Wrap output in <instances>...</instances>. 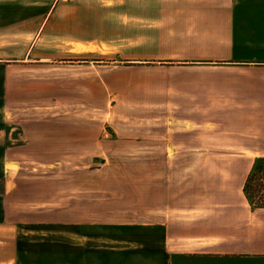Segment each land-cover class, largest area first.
<instances>
[{
  "label": "crops",
  "instance_id": "1",
  "mask_svg": "<svg viewBox=\"0 0 264 264\" xmlns=\"http://www.w3.org/2000/svg\"><path fill=\"white\" fill-rule=\"evenodd\" d=\"M56 1L32 43L23 27L0 34V179L9 163L34 159L32 148L38 160L50 159L45 152L55 143L41 140L60 135L26 125L24 138L12 141L5 115L61 97V73L90 70L92 62L59 63L94 55L130 64L98 72L114 117L112 140L103 143L122 160L131 152L133 161L163 163L149 175L162 200L149 222H72L65 242L44 247L40 240L32 256L25 241L35 230L9 227L16 203L8 209L6 181L0 235L10 231L21 250L8 263L264 264V209L252 211L242 190L264 159V0ZM133 73L144 76L121 77Z\"/></svg>",
  "mask_w": 264,
  "mask_h": 264
},
{
  "label": "rangeland",
  "instance_id": "2",
  "mask_svg": "<svg viewBox=\"0 0 264 264\" xmlns=\"http://www.w3.org/2000/svg\"><path fill=\"white\" fill-rule=\"evenodd\" d=\"M56 4V0H0V34L11 36L15 28L23 27L22 32L27 38L25 41L32 43L43 20ZM105 4L113 5L112 2ZM9 48L14 56L21 51L16 44H10ZM78 49L86 50L83 47ZM67 58L62 61L65 63L59 65L78 66L92 62V68L61 73V97L38 98L23 111H12L5 115L7 123L13 128L12 141L24 138L20 135V128L26 125L44 128L45 133L60 132L55 142L48 141L47 136L43 141L42 135L38 137L32 134L29 138L34 144L41 141L55 143L50 144L49 151L45 152L50 159L38 160V149L32 148L29 153L34 159L30 156L29 160L9 163L5 169L6 177L0 179V192L6 181L12 192L7 195L8 209L12 203H16L15 208L11 207L9 212L7 210L9 227L18 228L21 233L23 230H35L32 232L35 236L29 238L28 243L25 241V245L32 246L29 249L32 256L37 254L36 245L40 240V245L44 247L59 246V243L65 242L64 236L72 222H149L152 206L162 200V195L152 191L154 182L149 175L163 168V163L133 161L135 156L131 152L125 156L131 157V160H122V154H118L115 147L103 143L112 140L110 126L114 123V117L109 108L111 96L106 86L98 80V72L112 71L130 64H112L110 59L94 55ZM143 76L133 73L121 77L130 81ZM29 77L31 80L37 79L33 74ZM106 132L109 133L107 139L103 136ZM9 233L0 235V264H9L12 254L21 251L8 239L6 234ZM37 233L46 236H36ZM54 233L61 236L53 243Z\"/></svg>",
  "mask_w": 264,
  "mask_h": 264
},
{
  "label": "trees",
  "instance_id": "3",
  "mask_svg": "<svg viewBox=\"0 0 264 264\" xmlns=\"http://www.w3.org/2000/svg\"><path fill=\"white\" fill-rule=\"evenodd\" d=\"M242 190L252 211L264 209V159L254 162Z\"/></svg>",
  "mask_w": 264,
  "mask_h": 264
},
{
  "label": "built area",
  "instance_id": "4",
  "mask_svg": "<svg viewBox=\"0 0 264 264\" xmlns=\"http://www.w3.org/2000/svg\"><path fill=\"white\" fill-rule=\"evenodd\" d=\"M103 136H104V138H105V139H107V138L109 137V133H108V132H106V133H104V135H103Z\"/></svg>",
  "mask_w": 264,
  "mask_h": 264
}]
</instances>
